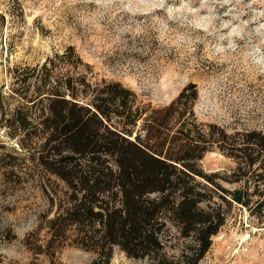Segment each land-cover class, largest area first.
<instances>
[{"label": "trees", "instance_id": "1", "mask_svg": "<svg viewBox=\"0 0 264 264\" xmlns=\"http://www.w3.org/2000/svg\"><path fill=\"white\" fill-rule=\"evenodd\" d=\"M89 72L68 47L20 73L11 90L20 104L0 112L28 156L23 174L62 185L36 253L72 245L95 253L91 264H109L114 248L142 264H198L233 205L264 223V131L198 122L193 83L153 108L119 82L92 83ZM213 151L233 162L222 179L238 187L202 170ZM178 240L190 242L175 254Z\"/></svg>", "mask_w": 264, "mask_h": 264}, {"label": "rangeland", "instance_id": "2", "mask_svg": "<svg viewBox=\"0 0 264 264\" xmlns=\"http://www.w3.org/2000/svg\"><path fill=\"white\" fill-rule=\"evenodd\" d=\"M68 47L90 66L92 83L119 82L153 108L193 83L198 122L228 133L264 131V0H0L5 117L20 104L11 93L15 78ZM3 124L0 116V264H91L97 255L77 246L53 255L33 249L44 245L54 212L49 198L62 185L40 172L23 174L28 156ZM200 166L218 174L224 188L238 187L222 179L234 164L218 151L206 153ZM189 242L172 241L171 252ZM142 263L116 248L109 262ZM198 264H264V223L233 205Z\"/></svg>", "mask_w": 264, "mask_h": 264}]
</instances>
